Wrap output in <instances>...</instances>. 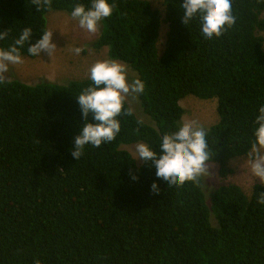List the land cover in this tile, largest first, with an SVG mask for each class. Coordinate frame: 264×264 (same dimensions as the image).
I'll return each instance as SVG.
<instances>
[{
	"label": "trees",
	"instance_id": "16d2710c",
	"mask_svg": "<svg viewBox=\"0 0 264 264\" xmlns=\"http://www.w3.org/2000/svg\"><path fill=\"white\" fill-rule=\"evenodd\" d=\"M78 2L90 0H49L50 7L0 0V31L8 33L0 47L25 27L35 43L49 32L50 12L71 15ZM182 2L164 0L163 14L148 0H114L94 47L108 48L110 59L144 81L139 99L151 122L125 101L132 113L119 117L121 132L99 148L86 146L78 161L71 153L84 118L75 96L90 79L0 85V264H264V184L250 195L229 184L207 196L202 177L168 188L150 161L139 165L122 149L145 142L159 151L189 95L217 100L208 163L219 164L222 177L252 148L264 105V0H232L234 25L211 40L200 36L197 20L182 23ZM27 47L22 57L34 58Z\"/></svg>",
	"mask_w": 264,
	"mask_h": 264
},
{
	"label": "clouds",
	"instance_id": "9594fccd",
	"mask_svg": "<svg viewBox=\"0 0 264 264\" xmlns=\"http://www.w3.org/2000/svg\"><path fill=\"white\" fill-rule=\"evenodd\" d=\"M45 3L50 7L49 0ZM180 7L182 23L189 25L197 20L199 34L204 40L219 38L236 20L232 0H183ZM114 8V0H90L88 4L78 2L72 8L71 17L78 21L81 29L96 33L101 22L113 15ZM7 35V31H0V40ZM32 39V29L25 27L13 45L0 47V85L11 83L4 74L9 72L10 65L23 62L21 49L25 44L28 45V54L33 57H39L42 52L51 56L57 47L52 32H43L35 43H31ZM74 51L79 54L81 49L77 47ZM89 79L91 83L75 96L84 118L71 153L77 161L86 146L99 148L117 137L121 132L119 117L132 113L125 107L126 98L130 94H142L146 87L139 78L130 80L127 66L115 59L97 60L89 70ZM253 136L246 163L252 177L264 184V152L259 150L264 148V105L259 107L255 116ZM135 151V160L150 161L155 167L156 177L168 188L179 187L186 182L198 183L199 178L209 172L207 131L195 121H181L174 131L163 134L159 151L145 142L137 143ZM133 179L137 177L133 176ZM151 187L155 194H159L156 182ZM258 203L264 205V193L259 196Z\"/></svg>",
	"mask_w": 264,
	"mask_h": 264
},
{
	"label": "rangeland",
	"instance_id": "374dc122",
	"mask_svg": "<svg viewBox=\"0 0 264 264\" xmlns=\"http://www.w3.org/2000/svg\"><path fill=\"white\" fill-rule=\"evenodd\" d=\"M148 1L154 8L164 14V0ZM262 18H264V13ZM47 20L48 30L53 33V40L57 47L51 56L47 52H42L39 57H23L22 63L10 65L9 72L4 75L11 81L20 80L29 85H35L40 82L66 85L72 81L89 79V70L97 60L110 59L108 48L96 49L94 47V43L101 34L102 25H100L96 33H89L81 29L78 21L74 20L65 11L50 12L47 15ZM166 30H168V27L163 25L160 42L161 50L164 49ZM260 35L264 37V32H261ZM77 47L81 49L79 54L74 51ZM125 65L127 66L130 80L139 78L138 74L129 65ZM126 101L139 119L145 123L151 122L150 117L144 113L141 107L139 95L130 94ZM181 106L185 111L182 121L198 122L206 131L219 120L216 99L203 100L189 95L181 101ZM136 145L123 146L122 149L130 152L136 159ZM259 150L264 152V148ZM136 161L139 165L143 163V159ZM246 161L247 156L231 160L228 165L230 172L225 178L219 173V164L208 163L209 172L207 175L202 176L207 196L219 187L229 184L242 187L250 195L253 187L256 184H260V182L252 177Z\"/></svg>",
	"mask_w": 264,
	"mask_h": 264
}]
</instances>
